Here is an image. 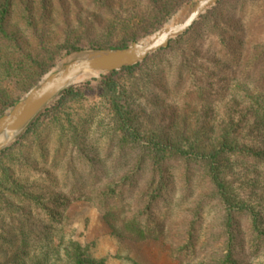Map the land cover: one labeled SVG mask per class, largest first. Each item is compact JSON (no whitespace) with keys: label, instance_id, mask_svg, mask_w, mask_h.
I'll list each match as a JSON object with an SVG mask.
<instances>
[{"label":"trees","instance_id":"16d2710c","mask_svg":"<svg viewBox=\"0 0 264 264\" xmlns=\"http://www.w3.org/2000/svg\"><path fill=\"white\" fill-rule=\"evenodd\" d=\"M90 1L108 21L85 46L52 37L48 0H37L36 16L33 1L0 0V116L65 56L86 47L127 48L191 0H134L139 9L117 12L113 0ZM89 92L102 110L73 112ZM153 95L159 97L152 101ZM140 108L158 119L144 126ZM92 152L123 172L96 196L73 181L79 164L92 165ZM262 168L264 0H221L166 49L52 101L0 153V221L35 207L39 218L52 220L37 210L41 185L30 179L39 174L45 188H70L59 200L97 205L114 235L164 236L181 264H242L264 251ZM39 244L58 248L48 237ZM49 264L105 263L91 258L87 246L68 242L64 256Z\"/></svg>","mask_w":264,"mask_h":264},{"label":"rangeland","instance_id":"374dc122","mask_svg":"<svg viewBox=\"0 0 264 264\" xmlns=\"http://www.w3.org/2000/svg\"><path fill=\"white\" fill-rule=\"evenodd\" d=\"M18 1H29L30 3L33 1V4L30 6L31 12L34 16L38 14L37 0H13L15 5ZM193 1H189L179 9L163 27L169 22L181 17L184 10ZM127 6H137L139 9V6L134 0L112 1V7L115 12ZM48 7L50 32L52 37L57 38V40L65 35L70 37V39L80 41L82 45L88 46V40L100 35L101 27L107 24L108 21L106 16L94 9L90 0H48ZM15 16H18L17 12ZM16 27L20 31V28L18 26ZM14 28L9 24V30ZM152 35L146 36L140 41ZM99 49L109 48L86 47L76 52ZM76 52H72L71 54ZM71 54L59 60L46 74L65 63ZM101 76L83 79L81 80L82 82L76 83L73 86L87 81L97 80ZM8 89L9 91L12 90L11 88ZM155 97L157 98L159 96L153 95L150 98H152V101H155ZM101 105L102 103L97 97V94L95 92H89L85 93L83 99L74 105L73 112L85 115L94 107H97L101 111ZM139 115L143 125L146 126L151 122H155L158 119L157 116L159 113L146 108H140ZM209 121V124H213L214 120L211 118ZM238 164L243 166L240 163ZM92 165L79 164L73 176L76 188L83 193L94 191L95 196L102 194L108 190L110 183L119 180L123 173L121 170L111 171L110 162L108 161V163L104 164L102 155L96 154L95 152H92ZM38 168L41 169V166H38ZM262 169L264 170V168ZM38 175L30 179L31 182L41 185L38 192L43 197L44 203L43 208L37 210L49 213L52 220L39 218L37 212L34 211L36 207L24 208L5 220L1 219L0 264H49L57 256H64V250L68 242H77L82 246H87L91 258L103 260L105 264H181L178 260L172 258L171 253L173 247L166 241L164 236L156 239L137 241L125 236L114 235L105 222L103 213L97 205L85 200L70 204L67 201L63 202V200H59L60 198H66L70 188H45L44 183L40 181V176ZM125 201L123 204L127 203ZM127 201L131 203L132 198H127ZM121 205L119 206L121 207ZM45 237L50 239L51 245L58 248L52 250L47 245L42 246V244H39ZM22 241H28L32 246L20 248L19 243ZM55 250H58V253H55ZM242 264H264V251L259 253L256 258L250 260L244 258Z\"/></svg>","mask_w":264,"mask_h":264},{"label":"water","instance_id":"95a60500","mask_svg":"<svg viewBox=\"0 0 264 264\" xmlns=\"http://www.w3.org/2000/svg\"><path fill=\"white\" fill-rule=\"evenodd\" d=\"M221 0H194L175 21L152 36L124 49L80 51L46 74L15 105L0 116V153L21 137L35 118L62 92L80 83L84 73L93 77L132 67L166 49L170 42L184 35L208 10Z\"/></svg>","mask_w":264,"mask_h":264},{"label":"bare ground","instance_id":"6f19581e","mask_svg":"<svg viewBox=\"0 0 264 264\" xmlns=\"http://www.w3.org/2000/svg\"><path fill=\"white\" fill-rule=\"evenodd\" d=\"M93 76H95V75H93V73H90V72L84 73L82 78H80V81L83 80V79H86V78L93 77Z\"/></svg>","mask_w":264,"mask_h":264}]
</instances>
